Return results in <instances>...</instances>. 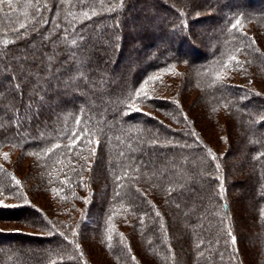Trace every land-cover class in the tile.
Returning <instances> with one entry per match:
<instances>
[{
    "label": "trees",
    "instance_id": "trees-1",
    "mask_svg": "<svg viewBox=\"0 0 264 264\" xmlns=\"http://www.w3.org/2000/svg\"><path fill=\"white\" fill-rule=\"evenodd\" d=\"M0 203V264H264V0L0 3Z\"/></svg>",
    "mask_w": 264,
    "mask_h": 264
},
{
    "label": "rangeland",
    "instance_id": "rangeland-1",
    "mask_svg": "<svg viewBox=\"0 0 264 264\" xmlns=\"http://www.w3.org/2000/svg\"><path fill=\"white\" fill-rule=\"evenodd\" d=\"M195 95H193L191 98H194ZM200 99L198 98V103H200L199 101ZM234 138L235 134L233 135ZM237 142V141H236ZM237 144V143H236ZM238 153H235L234 151H232V158H231V165H232V171H230L229 174V178L230 179H237V178H241L244 175V172H247L250 170V168L252 167L251 163L247 164V168H245L244 166H242V164H239V161L237 160V156ZM17 153L13 152L10 155L9 160L14 162V159L16 158ZM26 167V164L24 162H21V169L24 170ZM238 188V187H237ZM237 188L233 189L232 195H239L240 192L239 190H237ZM251 205L252 203L246 199V198H238L235 200L234 205L232 206L231 210H232V214L234 217V221L236 223V231H238L239 235H245L247 236V234L250 232V225L253 221V219L251 218V214H250V210H251ZM238 223V225H237ZM182 227V225H180ZM242 245H241V254L242 255H247L248 257L254 256V247L252 246L251 241H247V239L244 237H242ZM247 264H255L254 261H250V259H247Z\"/></svg>",
    "mask_w": 264,
    "mask_h": 264
},
{
    "label": "snow or ice",
    "instance_id": "snow-or-ice-1",
    "mask_svg": "<svg viewBox=\"0 0 264 264\" xmlns=\"http://www.w3.org/2000/svg\"><path fill=\"white\" fill-rule=\"evenodd\" d=\"M0 3H8V4H11V0H0ZM233 27H235V25ZM137 96L139 97V93L137 94ZM76 143H79V138H77ZM0 206H4V207H15L16 205H3L2 203H0Z\"/></svg>",
    "mask_w": 264,
    "mask_h": 264
}]
</instances>
